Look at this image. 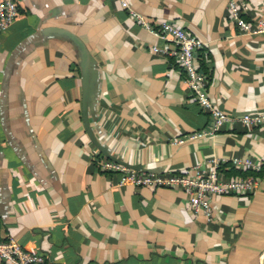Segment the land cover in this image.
I'll return each instance as SVG.
<instances>
[{
    "label": "crops",
    "instance_id": "obj_1",
    "mask_svg": "<svg viewBox=\"0 0 264 264\" xmlns=\"http://www.w3.org/2000/svg\"><path fill=\"white\" fill-rule=\"evenodd\" d=\"M16 1L18 17L0 35V235L43 254L42 264H264V126L227 123L212 137H192L207 114L176 62L151 51L167 42L119 0ZM126 1L202 41L198 65L219 108L264 112V33L240 32L228 0ZM242 1L247 20H264V0ZM52 28L72 31L95 59L90 124L113 156L153 173L248 156L262 163L256 190L215 196L208 221L187 210L181 189L119 185L96 171L78 52Z\"/></svg>",
    "mask_w": 264,
    "mask_h": 264
},
{
    "label": "built area",
    "instance_id": "obj_2",
    "mask_svg": "<svg viewBox=\"0 0 264 264\" xmlns=\"http://www.w3.org/2000/svg\"><path fill=\"white\" fill-rule=\"evenodd\" d=\"M121 6L129 10L132 19L142 27L165 40L167 45L152 46L151 51L172 58L179 67L192 97L207 114L206 125L194 132L192 137H212L223 129L225 124L241 125L248 129L264 126V112L231 115L224 112L212 100L208 90V76L200 69L197 50L202 41L189 34L182 26L169 20L152 21L131 9L126 0H119ZM227 10L230 21L248 35L264 33V20L250 22L246 19V7L242 0H228ZM18 17L16 0H0V35L13 25ZM177 142H181L178 139ZM90 164L96 171L113 176L119 185H133L147 188H178L187 196L186 208L196 215L202 212L206 220L214 217L212 199L219 195H250L260 181L258 173L262 163L248 156L214 157L204 166L195 164L189 171L181 173H153L139 171L106 158L97 149L88 147ZM246 173L247 175L234 174ZM0 259L8 264H42L43 254L27 251L14 238L0 235Z\"/></svg>",
    "mask_w": 264,
    "mask_h": 264
},
{
    "label": "water",
    "instance_id": "obj_3",
    "mask_svg": "<svg viewBox=\"0 0 264 264\" xmlns=\"http://www.w3.org/2000/svg\"><path fill=\"white\" fill-rule=\"evenodd\" d=\"M51 32L53 34L70 41L77 49L78 52V66L81 75V112L82 120L87 132V135L93 144V146L106 158L121 163L125 166L137 168L130 166L129 164L123 162L122 160L113 156L105 144L101 143L93 132V128L90 124L91 121H95L94 117V107L96 102V91H97V81H96V70H95V59L89 52L85 43L72 31L66 28H52Z\"/></svg>",
    "mask_w": 264,
    "mask_h": 264
},
{
    "label": "trees",
    "instance_id": "obj_4",
    "mask_svg": "<svg viewBox=\"0 0 264 264\" xmlns=\"http://www.w3.org/2000/svg\"><path fill=\"white\" fill-rule=\"evenodd\" d=\"M239 174H241V175H247V174H249V172H246V173H240V172H238Z\"/></svg>",
    "mask_w": 264,
    "mask_h": 264
}]
</instances>
